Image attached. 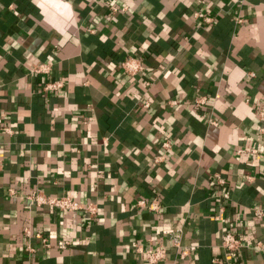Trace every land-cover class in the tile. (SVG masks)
Here are the masks:
<instances>
[{"label":"crops","instance_id":"obj_1","mask_svg":"<svg viewBox=\"0 0 264 264\" xmlns=\"http://www.w3.org/2000/svg\"><path fill=\"white\" fill-rule=\"evenodd\" d=\"M111 2L126 8L0 0V264H148L137 245L160 244V264H264L221 245L227 219L264 241V0ZM127 56L144 70L125 74ZM33 190L98 212L32 205Z\"/></svg>","mask_w":264,"mask_h":264},{"label":"built area","instance_id":"obj_2","mask_svg":"<svg viewBox=\"0 0 264 264\" xmlns=\"http://www.w3.org/2000/svg\"><path fill=\"white\" fill-rule=\"evenodd\" d=\"M112 0H104V5L112 12L116 13L121 10H125L126 7H118L117 5H114ZM212 18H207V21H211ZM238 22H242V18H237ZM120 67L123 70V72L130 76H135L139 72L144 70V64L142 60L139 57L136 56H127L120 62ZM50 71V64L46 62H40L37 63L33 69L32 72L34 73H40V74H47ZM63 86V82L61 80L47 82L44 85V89L55 91L58 90L60 87ZM205 102V98H200L196 101V104H202ZM147 105V103L145 104ZM216 124V122H214ZM167 143H165L166 145ZM239 152L242 150H238ZM0 169H1V159H0ZM101 173V171H100ZM217 180L219 183H223L224 180L219 177L217 174H215ZM26 199L29 201L30 204L36 205V206H50L53 208L60 209L62 211L66 212H75V211H84L89 213L90 215H95L98 212V208L96 204L92 202H82L79 201L71 196L61 195V196H54V195H47L43 193L40 190H33L30 193L26 195ZM138 205L147 207L151 210H156L159 208V203L157 200H144L140 199L137 201ZM254 218L255 219H262L264 217L263 211L260 208H254ZM215 218L219 221L226 220L225 217L222 216V214L215 215ZM236 219L241 222L240 216L237 215ZM254 219L248 220L247 225H252L254 223ZM228 222V228L222 233L221 235V245L230 253L237 252L243 247L244 245L248 244L249 247L264 251V241L262 239H256L253 242L250 243H243L241 238L238 236V234L234 230V222L232 220L227 219ZM24 233L26 236H29L30 229L28 227L24 228ZM42 245L49 246V241L46 236H44L42 233H36L35 235ZM182 237H183V229L178 228L173 231H171L168 234V240L169 244L173 247L178 248L179 255L181 258H184L187 255V249L182 246ZM67 241L61 240L59 241L58 245L59 247H65L67 245ZM29 251H32L33 248L27 247ZM138 253L144 255L145 259L147 260L148 264H160L164 261L167 255V246L164 244L157 245L153 248H143L141 246L136 247Z\"/></svg>","mask_w":264,"mask_h":264}]
</instances>
